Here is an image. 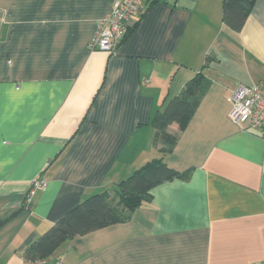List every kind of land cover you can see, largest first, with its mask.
Returning <instances> with one entry per match:
<instances>
[{
  "label": "crops",
  "instance_id": "0c3cea01",
  "mask_svg": "<svg viewBox=\"0 0 264 264\" xmlns=\"http://www.w3.org/2000/svg\"><path fill=\"white\" fill-rule=\"evenodd\" d=\"M151 2L107 53L89 43L113 0H0V264H23L82 200L159 158L150 121L206 58L209 85L165 158L178 175L127 221L45 261L264 264V126L228 118L237 88L264 82V0L239 31L223 24L222 0ZM34 180L45 187L26 204Z\"/></svg>",
  "mask_w": 264,
  "mask_h": 264
},
{
  "label": "trees",
  "instance_id": "16d2710c",
  "mask_svg": "<svg viewBox=\"0 0 264 264\" xmlns=\"http://www.w3.org/2000/svg\"><path fill=\"white\" fill-rule=\"evenodd\" d=\"M254 3L255 0H222L223 24L233 31L241 30ZM130 32L128 28L122 41ZM206 59L202 69L184 84L180 95L166 100L150 121L154 128L153 145L159 147L161 156L133 171L113 191L96 193L82 200L28 247L26 257L46 260L74 236L127 221L136 208L151 201V190L156 185L178 175L167 166L165 158L172 152L178 135L186 128L209 85L203 75ZM173 123L177 129L170 132L169 126Z\"/></svg>",
  "mask_w": 264,
  "mask_h": 264
},
{
  "label": "built area",
  "instance_id": "2783aa9c",
  "mask_svg": "<svg viewBox=\"0 0 264 264\" xmlns=\"http://www.w3.org/2000/svg\"><path fill=\"white\" fill-rule=\"evenodd\" d=\"M146 0H113L112 11L99 20L89 49L112 53L127 33L128 22ZM229 120L242 131H256L264 126V82L254 86L241 85L231 99ZM45 182L34 180L25 194L28 204L35 189L44 188ZM23 264H46L45 260L23 258ZM53 264H65L57 258Z\"/></svg>",
  "mask_w": 264,
  "mask_h": 264
}]
</instances>
